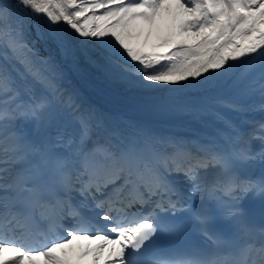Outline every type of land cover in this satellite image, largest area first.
I'll return each mask as SVG.
<instances>
[{
  "label": "snow or ice",
  "instance_id": "1",
  "mask_svg": "<svg viewBox=\"0 0 264 264\" xmlns=\"http://www.w3.org/2000/svg\"><path fill=\"white\" fill-rule=\"evenodd\" d=\"M29 14L46 18V32L34 25L37 40L50 41L70 71L83 61L129 90L207 91L235 75L230 95L186 101L173 92L155 106L165 117L224 124V144L135 122L128 135L119 132L115 117L65 88L68 72L54 57L29 44ZM61 24L68 31L53 27ZM13 60L23 68L16 76ZM257 66L259 79L247 81ZM254 94L264 98V0H0V264H264V239H248L246 224L230 237L211 227L242 217L240 204L254 189L264 196V177L235 171L264 163V150L254 153L257 136L246 140L225 115L252 107L245 101ZM252 110L264 112V103ZM18 121L31 124V134ZM257 128L264 134V121ZM211 169L226 179L208 183ZM205 201L215 215L196 206ZM191 231L213 250H161L162 239Z\"/></svg>",
  "mask_w": 264,
  "mask_h": 264
},
{
  "label": "bare ground",
  "instance_id": "2",
  "mask_svg": "<svg viewBox=\"0 0 264 264\" xmlns=\"http://www.w3.org/2000/svg\"><path fill=\"white\" fill-rule=\"evenodd\" d=\"M8 2L12 5H15L16 0H8ZM17 11H19L21 13V15L23 14V10L22 9H18ZM26 24H25V36L26 39L28 40L29 44L31 45L34 41L35 43V47L39 50V55L43 56V57H47V56H52L54 57V59L60 63L61 67H63L65 69V71H67L72 79L70 81L74 82L76 81L79 84H82L84 82L85 79H83L82 77L85 75L87 77H96V79L93 78V81L95 83L100 84V86H102L103 88L106 87V89L110 90V91H116L119 92L120 89H122L123 91H129V89H126L123 85L115 83V82H111L109 80H106L104 78V76L97 71L96 69L86 65L83 61H81V71L80 72H72L68 69L67 65L65 62H63L61 60V57L59 55L58 50L55 48V46L50 42H44V41H38L37 40V36H36V31L34 28V25H36L37 23H39L41 30L43 31H47V24L48 21L46 20L45 17H43L42 15L40 16H33L31 14H29L26 18ZM53 27H61L63 28L65 31H68L67 26L66 25H58V26H53ZM241 61H236V64H240ZM83 72L85 74H83ZM78 75V77H77ZM209 77L215 75L214 73H208L207 74ZM204 79V77H201V81ZM66 83V82H65ZM186 83H197L194 81H189ZM158 89H160L159 91H155L151 94H147V95H152L155 93H159L160 91H164L165 89H167V91H173V90H177L180 89L179 86H170V85H158L156 86ZM133 91V90H132ZM137 92L139 94H143L142 92H138V91H134ZM99 96L100 93H97ZM106 102L108 101H112V99L110 98H106L105 99Z\"/></svg>",
  "mask_w": 264,
  "mask_h": 264
}]
</instances>
